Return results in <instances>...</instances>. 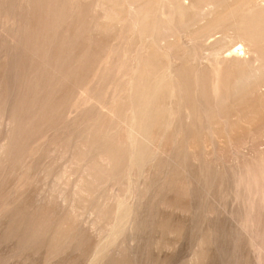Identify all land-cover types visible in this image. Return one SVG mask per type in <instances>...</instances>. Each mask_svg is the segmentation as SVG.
Masks as SVG:
<instances>
[{
    "label": "rangeland",
    "instance_id": "obj_1",
    "mask_svg": "<svg viewBox=\"0 0 264 264\" xmlns=\"http://www.w3.org/2000/svg\"><path fill=\"white\" fill-rule=\"evenodd\" d=\"M0 264H264V0H0Z\"/></svg>",
    "mask_w": 264,
    "mask_h": 264
},
{
    "label": "bare ground",
    "instance_id": "obj_2",
    "mask_svg": "<svg viewBox=\"0 0 264 264\" xmlns=\"http://www.w3.org/2000/svg\"><path fill=\"white\" fill-rule=\"evenodd\" d=\"M178 8L179 9H181L182 10V5L180 4V5H178ZM235 47V46H234ZM236 48V47H235ZM239 49V48H238ZM232 51H233V53L234 54H236L234 51H236V49L234 50V49H232ZM238 52H240L239 50H238ZM239 54V53H238ZM232 55V54H231ZM236 56V55H235ZM238 74V73H237ZM160 84H163L162 82H159ZM158 99V96H157V94L154 92L153 93V95L152 94H145V96L144 97H141L139 100H138V103H137V107H135V108H140V110H141V112H138V113H132V119H134V120H132L131 121V125H130V128H131V130L133 131L137 126H139L140 124H143L144 123V121L145 120H138L137 119V116H138V114L140 115V116H142L141 118H139V119H147V117L149 118V120L150 119H153L154 118V120H162L161 119V117H159V113L157 112V110L156 109H154L153 108V106L152 105H150L151 103H153L154 102V100H157ZM134 140V139H133ZM135 143V142H134ZM132 145V144H131ZM134 153H136V152H133L132 150H131V153L130 154H132V156L131 157H133L134 159H135V162L136 163H144L145 162V159H146V157H145V151L144 152H142V151H140L139 153H136L135 155H134ZM129 154V155H130ZM143 154V155H142Z\"/></svg>",
    "mask_w": 264,
    "mask_h": 264
}]
</instances>
